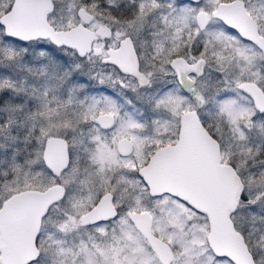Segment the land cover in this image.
I'll return each mask as SVG.
<instances>
[{
    "label": "snow or ice",
    "instance_id": "1",
    "mask_svg": "<svg viewBox=\"0 0 264 264\" xmlns=\"http://www.w3.org/2000/svg\"><path fill=\"white\" fill-rule=\"evenodd\" d=\"M0 264H264V0H0Z\"/></svg>",
    "mask_w": 264,
    "mask_h": 264
}]
</instances>
